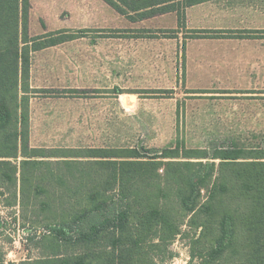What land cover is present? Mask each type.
Listing matches in <instances>:
<instances>
[{
  "label": "trees",
  "instance_id": "16d2710c",
  "mask_svg": "<svg viewBox=\"0 0 264 264\" xmlns=\"http://www.w3.org/2000/svg\"><path fill=\"white\" fill-rule=\"evenodd\" d=\"M101 1L132 23L169 13L178 23V31L108 38L176 39L185 9L207 0ZM30 10V0H0V196L25 224L46 231L35 243L41 257L19 264H164L177 238L198 264H264V147L210 153L176 144L149 156L103 148L57 156L30 147L29 101L47 92L30 88L31 54L89 32L31 37ZM184 32L185 39L259 34ZM5 225L0 216V236ZM4 257L0 251V264H15Z\"/></svg>",
  "mask_w": 264,
  "mask_h": 264
},
{
  "label": "rangeland",
  "instance_id": "374dc122",
  "mask_svg": "<svg viewBox=\"0 0 264 264\" xmlns=\"http://www.w3.org/2000/svg\"><path fill=\"white\" fill-rule=\"evenodd\" d=\"M30 5L31 35L62 29L74 33L103 28L107 37L112 31H158L152 22L127 21L101 0H30ZM242 12L255 13L239 10L236 15ZM82 35L34 56L30 85L47 92L31 95L29 101L31 148L57 156L89 148L137 149L149 156L176 144L210 153L264 147V51L240 55L242 84L191 87L184 84L182 33L178 40ZM259 67L257 80L253 74ZM50 169L60 173L54 165ZM3 203L0 196L5 261L39 259L42 253L35 243L46 231L19 219L18 206ZM169 251L174 257L164 264H198L190 260L185 239H175Z\"/></svg>",
  "mask_w": 264,
  "mask_h": 264
},
{
  "label": "crops",
  "instance_id": "0c3cea01",
  "mask_svg": "<svg viewBox=\"0 0 264 264\" xmlns=\"http://www.w3.org/2000/svg\"><path fill=\"white\" fill-rule=\"evenodd\" d=\"M235 1L237 3L233 5ZM225 3L231 5H221ZM239 10H254L255 13L242 12V15L239 16L236 15V12ZM259 10L261 12H258ZM262 11H264V0H207L186 8L184 20L185 29L179 30L185 36L184 31H251L259 32V34L254 33L251 38L185 39L184 84L191 87L234 86L242 84L241 81H238L243 76V69L238 65L243 60L240 55L242 53H249L250 51L256 54L264 51V13ZM143 22H152L153 27L158 31H178L177 18L174 13L140 21L142 24ZM29 30L31 37L64 31L62 29L53 32H44L41 35H31V17L29 20ZM84 31H89L86 32L87 34L94 33L97 36L103 35V37H98V40L108 39L105 35L108 34V30L103 28L94 30L84 29L78 32ZM181 33H177V37ZM81 39H83V35L73 41ZM176 39L178 40V38ZM96 40V38L93 39L92 37L90 39V41L94 42ZM73 41L32 53L30 73L35 55ZM249 47L252 49H249ZM256 70L253 76L258 80L261 77L262 68L259 67ZM31 89L34 88L31 87Z\"/></svg>",
  "mask_w": 264,
  "mask_h": 264
}]
</instances>
